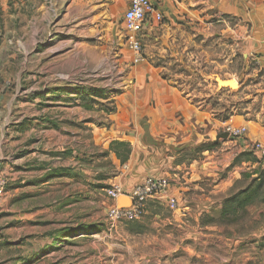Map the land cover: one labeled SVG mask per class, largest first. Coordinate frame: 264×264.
I'll list each match as a JSON object with an SVG mask.
<instances>
[{
	"label": "rangeland",
	"instance_id": "1",
	"mask_svg": "<svg viewBox=\"0 0 264 264\" xmlns=\"http://www.w3.org/2000/svg\"><path fill=\"white\" fill-rule=\"evenodd\" d=\"M70 5L0 0V264H264V202L222 214L224 201L253 179L262 180L264 196V159L250 145L237 153L234 143L243 134L230 135L240 129L232 117L264 124V75L253 73L256 65L240 52L226 62L235 72L219 73L231 52L217 35L197 40L182 63L163 59L167 70L159 76L184 85L181 92L210 111L211 123L199 129L210 140L158 154L148 166L137 154L131 164L130 145L118 147L117 156L110 144L94 147L91 134L92 124L107 128L111 118L127 117L122 96L138 80L123 41L124 9L98 22L87 8L76 21ZM224 133L226 139L216 140ZM223 151H235L228 167L184 194L209 196L212 203L200 217L169 210V181L166 195L146 200L139 220H109L107 189L130 190L147 177L169 180L176 167L202 164ZM236 168L249 170L227 190L210 194L211 181Z\"/></svg>",
	"mask_w": 264,
	"mask_h": 264
},
{
	"label": "crops",
	"instance_id": "2",
	"mask_svg": "<svg viewBox=\"0 0 264 264\" xmlns=\"http://www.w3.org/2000/svg\"><path fill=\"white\" fill-rule=\"evenodd\" d=\"M70 2L69 9L74 10L76 21H83V11L87 8L94 13L91 21L105 22L115 18L122 7L125 11L128 6L127 0L121 3L118 0ZM154 4L162 15V21L166 22L159 25L147 18L144 24L140 34L144 62L136 66L138 80L130 88L132 92L122 96L123 101L130 103H127L129 114L123 119L111 118L107 128L91 125L94 147L106 149L114 141L129 143L131 164L135 162L133 156L138 154L140 163L147 166L159 160L158 154L210 140V133L199 131L211 123L210 111L205 104L195 103L189 95H184L181 92L184 85L159 76L167 70L163 59L182 63L191 55V48L197 40L209 42L217 35L225 47H228L225 43H229L231 52L230 56L224 57V63L217 66L219 73H234L233 67L227 66L226 62L240 52L242 57L256 65L253 73L264 75V0H157ZM127 54L131 58L128 51ZM133 101L136 105L132 104ZM132 105L138 106L140 112L133 113ZM230 122L236 128L245 129L237 145L234 143L239 149L237 153L244 152L247 145L264 144V124L260 121L251 122L236 116ZM234 152L215 153L213 159L202 164L193 162L188 167H176V173L169 177L168 191L169 196L178 202V210L173 213L194 218L206 213L212 203L209 196L193 194L183 199L184 194L191 189L196 190L198 180L213 179L217 172L224 171ZM245 165L250 170L255 168L254 164L242 166ZM244 170L249 169L236 168L226 179L211 181L210 194L218 195L227 190L232 182L241 179L240 173ZM122 189L125 193L131 191Z\"/></svg>",
	"mask_w": 264,
	"mask_h": 264
},
{
	"label": "built area",
	"instance_id": "3",
	"mask_svg": "<svg viewBox=\"0 0 264 264\" xmlns=\"http://www.w3.org/2000/svg\"><path fill=\"white\" fill-rule=\"evenodd\" d=\"M157 0H127L128 6L123 13L122 29L124 33V45L131 55V62L138 66L144 62L143 46L140 34L143 30L147 18L155 22L163 20L161 13L155 7ZM245 129H231L230 135L238 137L244 134ZM251 152L258 159H264V144L256 142L251 145ZM0 182V194L3 187ZM169 188V180L163 177H147L144 181L125 193L122 187L112 186L106 190L108 199L113 204L109 208L107 216L112 223L133 222L139 220L143 215L144 203L152 196L166 195ZM120 197H126L131 200L129 207L118 208L116 200ZM167 207L175 212L178 210V202L174 197L167 199Z\"/></svg>",
	"mask_w": 264,
	"mask_h": 264
},
{
	"label": "trees",
	"instance_id": "4",
	"mask_svg": "<svg viewBox=\"0 0 264 264\" xmlns=\"http://www.w3.org/2000/svg\"><path fill=\"white\" fill-rule=\"evenodd\" d=\"M113 108L107 110V113H112ZM125 148L128 149L129 144L126 142L114 141L110 144V150L112 149L117 156V148ZM128 154L129 151L126 150ZM262 180L259 178L253 179L251 183L244 189L236 193L235 195L227 198L224 201L222 214H234L237 210H243L246 206L253 204L255 201L264 202V196L260 197V193L262 192Z\"/></svg>",
	"mask_w": 264,
	"mask_h": 264
},
{
	"label": "water",
	"instance_id": "5",
	"mask_svg": "<svg viewBox=\"0 0 264 264\" xmlns=\"http://www.w3.org/2000/svg\"><path fill=\"white\" fill-rule=\"evenodd\" d=\"M216 83H217V85H220L221 83H224V81L217 79ZM226 89H230V87H226ZM227 136H228V133L221 134V135L217 136L216 140H218L219 138L226 139ZM122 199L127 201L128 206H125L124 203H122V201H121ZM116 205L118 208L129 207L131 205V200L126 198V197H120L116 200Z\"/></svg>",
	"mask_w": 264,
	"mask_h": 264
},
{
	"label": "bare ground",
	"instance_id": "6",
	"mask_svg": "<svg viewBox=\"0 0 264 264\" xmlns=\"http://www.w3.org/2000/svg\"><path fill=\"white\" fill-rule=\"evenodd\" d=\"M225 85V84H224ZM233 87V86H232ZM235 87V86H234Z\"/></svg>",
	"mask_w": 264,
	"mask_h": 264
}]
</instances>
